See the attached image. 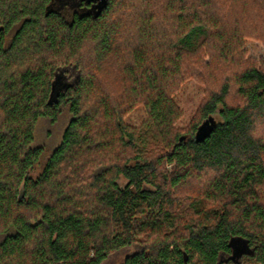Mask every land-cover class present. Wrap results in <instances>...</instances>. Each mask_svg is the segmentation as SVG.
<instances>
[{
    "label": "trees",
    "instance_id": "16d2710c",
    "mask_svg": "<svg viewBox=\"0 0 264 264\" xmlns=\"http://www.w3.org/2000/svg\"><path fill=\"white\" fill-rule=\"evenodd\" d=\"M63 2L0 0V264H264V68H244L243 21L220 0ZM189 78L208 91L182 131ZM64 112L33 177L38 123Z\"/></svg>",
    "mask_w": 264,
    "mask_h": 264
},
{
    "label": "rangeland",
    "instance_id": "374dc122",
    "mask_svg": "<svg viewBox=\"0 0 264 264\" xmlns=\"http://www.w3.org/2000/svg\"><path fill=\"white\" fill-rule=\"evenodd\" d=\"M62 2V0H60ZM70 0H64L62 7L64 10L71 8ZM240 0H220L219 7L222 9L223 15L229 20L234 22L243 21L238 23V26L242 28V33L245 34L241 40L242 43V57L247 62L244 68L249 66H257L264 68V5H258L253 0H248L246 5L247 10L241 12L236 8V2ZM244 1V0H243ZM70 6V7H69ZM235 10H239V15L235 13ZM239 29V28H238ZM243 37V36H242ZM206 62H209V58L206 56ZM244 65V64H242ZM214 66V65H213ZM215 69V70H214ZM211 71L219 78L225 75H233V71L227 70L224 74L217 70L216 66ZM59 77L64 85H72L76 80V74L72 68H67L59 73ZM208 85L196 80L195 78L186 79L174 93L173 100L178 108L182 112L181 118L175 123V128L185 131L194 122L198 120L200 106L207 96ZM233 103H239L238 99L231 98ZM148 118L147 109L144 105L138 104L124 115V123L129 126L139 127ZM70 115L64 112L57 121H50L48 119H42L38 123L35 132V146H44L46 149V156L42 160L40 166H37L33 172V177L42 171V168L46 162L48 155L60 144L63 132L69 122ZM264 132V124L260 127ZM168 171L172 170L171 165L167 167ZM122 256L115 257L107 264H120ZM242 264H259L254 259H244Z\"/></svg>",
    "mask_w": 264,
    "mask_h": 264
},
{
    "label": "water",
    "instance_id": "95a60500",
    "mask_svg": "<svg viewBox=\"0 0 264 264\" xmlns=\"http://www.w3.org/2000/svg\"><path fill=\"white\" fill-rule=\"evenodd\" d=\"M211 121L213 122V119H211ZM210 132H211L210 129L208 131V123H205L203 126L200 127L199 131L197 132V135H196L197 140H202L203 138H205L207 133H210Z\"/></svg>",
    "mask_w": 264,
    "mask_h": 264
}]
</instances>
